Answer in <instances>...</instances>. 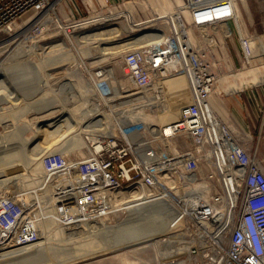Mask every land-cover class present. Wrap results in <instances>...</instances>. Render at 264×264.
<instances>
[{"label":"built area","instance_id":"obj_1","mask_svg":"<svg viewBox=\"0 0 264 264\" xmlns=\"http://www.w3.org/2000/svg\"><path fill=\"white\" fill-rule=\"evenodd\" d=\"M64 1L0 0V31L11 32L25 15L49 13V21L70 34L96 24L103 8L84 2L73 14ZM186 11L193 28L220 29L193 37L181 26L173 28L168 37L124 51L117 73L95 71L92 94L110 127L85 132L86 156L65 169L91 166L116 203H171L188 240L184 254L189 258L181 264H264L263 161L257 146L244 140H249L247 134L244 138L231 128L209 102L219 75L237 72L261 54L236 21L238 0H186ZM40 23L34 22L35 30ZM171 78L185 80L188 100L174 118L151 124L150 116L161 114L178 97L165 90ZM192 158L205 165L198 177ZM38 235L30 212L13 196H0V252L34 244ZM161 264L180 263L169 258Z\"/></svg>","mask_w":264,"mask_h":264},{"label":"rangeland","instance_id":"obj_2","mask_svg":"<svg viewBox=\"0 0 264 264\" xmlns=\"http://www.w3.org/2000/svg\"><path fill=\"white\" fill-rule=\"evenodd\" d=\"M64 2L71 7V13L73 14L78 13L85 2L87 5H93L94 7H103L101 10L109 12L127 10L131 13L133 22H146L145 24L149 25L148 27L163 28L166 24H169L162 39L168 37L173 28L180 26L193 37H198L203 32L218 31L220 29V27L211 26L198 30L190 26L188 24L186 0H180V3L177 0H121L113 2L65 0ZM55 12L58 18L63 17L57 11ZM22 18L17 20L16 23L21 22ZM45 18H47L46 14L41 15L33 22H28L30 24L27 23L23 27L12 28L9 33L4 30L0 31V47L5 43L9 45L0 52V65L3 68L7 65L11 67V69H8L9 76H7L6 84L9 89L16 91L14 95L10 90L0 94V196L10 195L18 200L25 210L29 211L35 218L39 234V239L34 244L16 248L9 247L1 251L0 264H161L169 258L179 259L185 257V248L179 249L177 254H159L157 251L163 250L161 246L155 247L148 241H142L137 245L119 251H112L107 248L109 245V227L100 229V227H93L97 226L98 223L91 224L85 221L86 215L81 217L82 214L79 216L76 213L75 208H72L70 201L66 199L63 189L59 187L60 182H62L60 177L65 173L66 177L64 179H67L63 183L83 201L84 205L81 204L89 215L94 218L95 222H103L106 226L118 224L126 231L125 227L134 225V222H130L126 218L128 216L127 208H124L123 211L120 210V212H109V208H123L126 207L125 204L116 203L118 199L113 198L103 178L96 171H93L91 166L84 164L71 165L67 169L64 168L65 170L57 172L56 175H51V178L47 177V180L44 181L52 156L62 166H66L65 164H72L82 159L87 153L86 142L84 145L80 140L69 134L65 137L63 145L57 148L53 147L55 148L53 155L48 152L53 148H48L49 145L45 142V138L52 143L58 140L59 133L57 134L52 125L45 124L47 118L38 117L39 113L34 110L38 102H35L34 99L43 100L51 96L52 93L50 92L47 95V92L50 89L57 88L59 81L65 80L62 68L69 61L66 58H62L60 61L58 59V56L66 49L65 47L57 49L51 47L59 39H65L67 48L74 56V62L69 68L75 66L81 73L83 80L88 83L90 89L85 92V103L90 104L91 102H97L90 85L94 72L100 69V65L106 66L109 62L113 67V71L117 73L121 54L124 52L121 53V47L125 46V41L131 39L133 41V38L138 36V34H134L137 31H132L129 28L128 34L125 31H113L111 35L109 33V40L104 38L103 44H101L103 46L96 48L89 46V43L85 41V43H77L74 35L78 30L65 34L50 21L45 20L46 22L44 21L43 24H40V28L35 30L34 22L37 21L39 24ZM236 21L240 24L243 32L254 38V45L260 52L257 55H261L256 56L250 64L239 68L237 70L240 71L238 74H234L231 69L224 71L225 74L232 73V75L227 76L224 82L216 84L212 95L216 100H219L230 96L232 93L239 94L242 105L247 111L246 128L240 120H235L227 110H224L225 112L221 111L222 116L227 120V123L233 125L241 136L244 137L247 134L249 140H244L257 146L264 165V0H238ZM21 30H23L21 38L19 37L14 41L13 37ZM20 39L24 44V48L34 44V50L29 54H18L14 59H11L9 54ZM80 43L85 46L83 49L80 48ZM236 43V35H234L232 46H236ZM138 44L142 45L140 42ZM109 50L115 53H108ZM100 51L107 52L103 55L102 60L98 61L97 57H91V55H96ZM84 52L88 53L85 54ZM231 52L234 65L239 67L232 47ZM28 58L38 62L40 67H34L32 71H28L25 63ZM13 65L15 66L13 67ZM16 69H20L19 72L25 70L27 74H23L16 80L14 78ZM47 72L51 74L46 76ZM41 76L43 79L48 77L49 89L42 85ZM0 83L2 84V82ZM231 85L236 91L232 92L230 90ZM17 96L18 99H16ZM98 113L103 114L105 110H99ZM231 119H234L233 122ZM33 128L39 130L35 132ZM94 128V130L101 129L100 127ZM84 131L83 129L81 133L83 138L87 134ZM31 143L35 145L33 146ZM13 145L16 147L18 145L22 147L23 145L24 149L20 154L11 155L8 150ZM45 151L48 153L45 154ZM49 158L51 159L49 160ZM40 160L43 161V164L36 165ZM191 164L194 165V176L202 175L205 165L196 162L193 158ZM55 180H57V183L54 184ZM40 183V190L35 191L37 199L34 200L33 194L29 191L34 186L38 187ZM171 217V215L163 212L161 216L155 218L154 225L152 222L145 223L143 226L145 233H150L153 227L159 229L167 225L174 226ZM180 231L181 229H178L173 233Z\"/></svg>","mask_w":264,"mask_h":264},{"label":"bare ground","instance_id":"obj_3","mask_svg":"<svg viewBox=\"0 0 264 264\" xmlns=\"http://www.w3.org/2000/svg\"><path fill=\"white\" fill-rule=\"evenodd\" d=\"M98 15H99L98 18L105 24L106 31H107L106 33L107 39L112 34L113 31H121V32L125 31V33L127 34L129 33L128 27L124 23L116 22L112 12L101 10V12H99ZM46 16H47V19L45 20L49 21L50 14L47 13ZM34 17L35 16L33 14L23 16L22 21L19 23H15L13 25V28H17L19 26L23 27L28 22L34 21L35 19L38 18V17L36 18ZM40 24H43V23L41 22ZM22 31L23 30H21L20 33L18 32L17 35L13 37L14 41L19 39L20 36H22L21 34ZM186 32L188 35H190L188 31ZM138 42L139 40L137 37L133 38V41L132 39L125 41V46L121 47V53L125 50L132 49L135 46H140ZM6 46H9V45L5 43L3 46H1L0 52L4 48H7ZM15 47L13 51L9 54L10 55L9 57L11 59L12 58L14 59V57L17 56L18 54H22V53L29 54L34 50V44L29 45L28 48H24V44L22 43L21 39L18 40ZM63 47H65L66 49L64 48L65 49L64 52L58 56V59L59 61L62 58L63 59L66 58L69 60L66 63L67 65L64 68H62L64 70L65 80L61 82L59 81L57 88L50 89V91L47 92V95L50 94L51 92L52 93L51 96H48L47 98L43 100L34 99L35 102H38L37 105L34 107V110L36 111V113H39L38 117L47 118L45 120L46 122L45 124L52 125L56 129L57 134L59 133L58 140L53 141L52 143H50V141L46 140L47 138H45V142L49 145V147L46 143L45 144L49 149L53 148L54 146L55 148H57L63 145L65 143L64 141L66 139L65 137L68 134L72 135L73 138L75 139L77 138L78 140H80V142H82L85 145V142H86L85 138L81 136L83 129L85 130L84 132H89V130H91L92 132L90 131V133H93L95 131L94 127H100L102 130H109V127H110V121H109L108 115L106 113H103V114L98 113L99 107L97 103H94V102H91L90 104L85 103L86 102L85 92L88 91V89L90 88H89L88 83L85 80H83L81 73L75 68V66L73 68H69L71 67L70 65L72 64V62H74V56L72 55V53H70L69 49L67 48V43L65 39L64 38L59 39V41L53 44V47L51 48L57 49V48H63ZM25 63L27 64L28 71L29 70L32 71L34 67H38V66L40 67L38 62H35L31 60L30 58H28ZM14 66L15 65H13V67ZM99 67L101 71L107 75L113 72V68L112 70H110L112 66L109 64V62L106 66L100 65ZM8 69H11L9 65L5 66L4 68L0 65V73H1L0 82H2V84L0 83V94L3 92L6 93L7 91L10 90L12 92V95H14V92L16 91L9 89L6 84L7 76H9ZM19 71L20 69L19 70L16 69V76L14 77L16 80L19 79L20 76H23V74H27V71L25 72V70H22L21 72ZM239 72L237 71L233 73L238 74ZM10 73L12 74V71ZM50 74H51L50 72L49 73L47 72L45 75L48 76ZM231 75L232 73L219 75L217 77V83L220 84L224 82L227 79V76L229 77ZM47 79L48 77H45L44 79L42 77V85H44L46 89H49V83ZM84 86L85 88H83ZM165 90L168 94H171V92L176 93L178 97L174 100V102L171 101L170 102L171 104L161 114L151 115L150 116V119H152L151 124H156L158 123V121L159 122L164 121L165 119L168 120V119L174 118L176 116L178 106L188 100L187 85L185 83V80L182 78L167 79L165 83ZM16 99H18V96ZM210 99H211V96L209 98V102H210ZM210 104L212 107H215L217 110H219L215 102L214 104L210 102ZM33 130L37 132L39 129L33 128ZM34 135L36 136V133ZM31 144L33 146L35 145L34 143H31ZM55 148H53V150H48V152H50L53 155ZM169 148L171 152L174 151V144L171 143ZM22 149H24L23 145L22 147L19 145L18 147L13 145L11 148H9L8 151H9V154L11 155H17L22 152ZM45 152H46L45 154L48 153L47 151ZM178 154L179 153L175 155L176 161L179 159ZM51 158H52L51 164L48 165L49 168L47 170V176L46 178H44V181L47 180V177L51 178V175L52 176L54 174L56 175L57 172L63 170L62 165L58 161H56V159H54L53 156ZM51 158H49V160ZM39 164H43V161L41 160L38 161L36 165H39ZM64 177H66L65 173H63L60 177V179H62V182H60L59 187L63 189V193L67 197L66 199L70 201L69 203L72 205V208L73 207L75 208L76 213L79 216H81L82 214L81 217H84V215H86L87 218H84L85 221L91 224L98 223L96 224L97 226H93V227H96V228L100 227V229L104 227H109V245L107 248H109L110 250L112 251L123 250L127 247L137 245L138 243L142 241L143 242L148 241L149 243L153 244L155 247L161 246L163 250L157 251L159 252V254H164V253L168 255L177 254V251L179 249L186 248L188 240L184 239L185 234L182 231L173 233L174 231L183 228V220L182 218H180L178 214H176V210L171 203L164 201V200L157 201V202H147L144 204H138V202H136V204H129V202H127L129 205L125 201L121 202V204H125L128 210L127 211L128 216L126 217L127 220L129 219L130 222H134L133 226L125 227V229L127 230L124 231L121 228L122 226L120 227L118 226V224L106 226L103 222H95L94 218H92L89 215V213L86 211L83 205L77 202L75 196L70 191V189L65 186L63 182H65L67 178L64 179ZM55 183H57V180L54 181V184ZM40 185L41 183L38 184V187L34 186L33 188H31V190L32 189L33 191L40 190L39 189ZM194 186L197 187V186H200V184L195 183ZM163 212L172 216L171 221L173 222L174 226H176V228H174V226L170 224L171 226L167 225L159 229H157L156 227H153L150 233H145L144 228H143L144 224L147 222L148 223L152 222L153 224L155 222V218H157V216H161ZM13 248H16V247H13ZM188 258H189L188 256H185L183 258H179V259L177 258V259L179 260V263L181 264L182 262L187 261Z\"/></svg>","mask_w":264,"mask_h":264},{"label":"crops","instance_id":"obj_4","mask_svg":"<svg viewBox=\"0 0 264 264\" xmlns=\"http://www.w3.org/2000/svg\"><path fill=\"white\" fill-rule=\"evenodd\" d=\"M113 1H121V0H98V2H113ZM179 1L180 0H177L178 3H180ZM112 13H113V16L117 22L124 23L132 31H135V32L137 31L134 34H138V36H136V37L138 38L139 42L142 45L154 43V42L161 40L163 37V34L167 31V26H169V24H166L163 28L148 27L149 25H146L145 24L146 22L135 23V22H133V19L131 17V13L128 12L127 10L126 11L124 10L121 12H112ZM91 30H92V32H90ZM151 30H153V31H151ZM106 33H107V31H106L105 24L98 18V20L96 21V24H94L93 26L79 29L78 32L74 35V38H75L77 43L85 41V42L89 43L88 44L89 46H91V47L94 46V47L98 48V47L103 46L101 44H103L104 38H107ZM80 46H81L80 48H82V49H83V47H85L81 43H80ZM84 53L87 54L88 52H84ZM105 53H107V52H101L100 51L96 55L95 54L91 55V57H97V60L100 61L103 59V55ZM108 53H115V52L109 50ZM112 68L113 67H111L110 70H112ZM230 90L232 92L236 91V89L233 88L232 85L230 86ZM213 101L216 103L219 110H217L215 107H213V108L217 112L218 116L224 122L227 123V120L225 118H223V116H222L223 114L221 111L227 110V112H229V114H232V116L235 118V120H237V121L240 120L242 122V125L245 126V128H246L247 111H245L244 106L242 105L239 94L232 93V94H230V96L220 98L219 100H216L215 97L213 95H211L210 102L214 104ZM233 120L231 119L232 122H233ZM227 124H229L231 126V128L234 129L232 124H230V123H227ZM62 167H63V169L65 168V166H62ZM35 191H39V190H35ZM35 191H33V189L32 190L30 189V191H29L30 193L33 194L34 200L37 199L35 196Z\"/></svg>","mask_w":264,"mask_h":264},{"label":"trees","instance_id":"obj_5","mask_svg":"<svg viewBox=\"0 0 264 264\" xmlns=\"http://www.w3.org/2000/svg\"><path fill=\"white\" fill-rule=\"evenodd\" d=\"M66 167V166H65Z\"/></svg>","mask_w":264,"mask_h":264}]
</instances>
